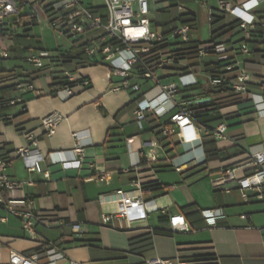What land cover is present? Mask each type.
Here are the masks:
<instances>
[{"label": "crops", "instance_id": "crops-1", "mask_svg": "<svg viewBox=\"0 0 264 264\" xmlns=\"http://www.w3.org/2000/svg\"><path fill=\"white\" fill-rule=\"evenodd\" d=\"M91 1L100 13H106L104 1ZM163 2L156 12L164 13L165 20L154 21L156 27L168 26L164 31L172 28L181 13L173 15L170 10L186 2L193 12L188 15L195 18L192 34L201 42L212 40L210 21L209 38L198 36L199 15L192 6H196V0ZM263 3L257 8V26L264 25ZM225 16L226 21L234 18ZM168 21L174 22L158 26ZM256 28L249 39L250 53H239L236 60L255 76L249 89L264 95V87H254L264 84V33ZM20 29L11 34L15 36ZM243 38L236 29L216 40L239 46ZM72 46L56 49L68 51ZM42 49L9 50L10 58L23 59L27 52ZM213 61L217 60L212 55L202 59L201 82L194 89L199 102L193 106V118L197 125L202 124V130L193 143L181 142L177 133L168 139L163 137V126L171 124L169 114L159 117L149 112L139 128L134 114L136 94L114 90L123 77L111 74L106 63L87 57L66 64L54 60L43 69L32 70L37 92L19 93L8 86L0 87V115L5 116L0 117V155L8 161L10 177L30 182L24 185L23 194L46 220L36 238L25 234L20 218L9 215L8 221L0 220V264H8L12 251H39L46 264H68L70 259L82 264H150L148 260L154 257L170 259L173 264H264V199L253 192L244 199L236 182L217 187L212 183V177L224 167L237 166L238 176L253 172L252 155L264 151V111L228 87L208 85L205 66ZM14 68L28 69L23 64L10 69ZM64 72L88 77L90 86H74L75 94L67 96L58 91L56 82L60 79L54 76ZM174 75V70H168L162 77L170 79ZM136 80L148 98L158 94L152 81ZM19 97L20 101L11 104ZM54 112L62 118L49 134L41 121ZM224 120L230 123L228 138H217L215 129ZM204 140L214 142L215 157L207 159ZM154 141L162 142V147H153ZM28 146L37 147L45 156L42 167L50 172L49 177L28 171L25 161L17 157L16 152ZM77 146L82 147V154L74 152ZM149 154L157 160L149 161ZM74 156L82 159L81 164L65 166L64 162ZM177 166L182 169L177 171ZM103 174H107V182H97ZM136 181L140 188L135 186ZM119 189L152 200L146 217L130 229H119L121 222L117 219L108 225L102 221L104 213H115L118 206L101 203L100 195ZM205 210L215 211L213 224L208 222ZM5 213L0 211V215ZM175 213L185 216L190 230H169L170 215ZM69 223L84 225L85 233L75 235ZM43 240L50 244L42 246Z\"/></svg>", "mask_w": 264, "mask_h": 264}, {"label": "built area", "instance_id": "built-area-1", "mask_svg": "<svg viewBox=\"0 0 264 264\" xmlns=\"http://www.w3.org/2000/svg\"><path fill=\"white\" fill-rule=\"evenodd\" d=\"M106 13L97 10L91 0H0V37L11 34L21 27L36 23L46 22L47 25L71 40L73 46L81 48L89 60L104 62L110 68L111 74L122 76L119 84L113 86L114 90L126 89L136 94L134 99V114L136 124L142 128V122L147 113L151 112L159 117L170 115L169 122L163 126L162 135L168 139L177 133L181 142L193 143L200 138L202 124L194 121L193 108L199 102V94L193 89L200 84L199 75L202 74L201 62L203 58L215 56L220 68L217 72L208 71L206 82L212 88L228 87L233 91L247 97L254 102V106L264 111V95L256 94L249 89L254 75L244 69L238 60L237 54L250 53L249 39L253 35L259 18L257 8L262 0H243L235 3L232 0H218V8L208 6V19L212 22L216 14L231 15L240 20L239 27L244 35L243 40L236 45H228L225 41L209 40L199 41L192 34L189 23L180 20L169 30H161L155 26L151 3L165 0H103ZM199 4H208L206 0H196ZM178 11L182 14L193 12L183 3L177 4ZM27 11L26 15H21ZM242 13L246 14L243 15ZM23 16L27 18L23 19ZM172 38L175 42L172 43ZM59 54L58 50L42 49L27 52L23 60L32 65L36 70L45 68L48 62L54 61ZM10 52L5 47H0V87L8 86L19 92H37L34 73L30 69H7L3 62L11 59ZM174 70L173 80L164 82L163 72ZM237 71L233 77L227 72ZM59 78L69 81L64 86H59L58 91H63L67 96L75 94L73 87L88 88L90 79L85 76L76 77L74 74H54ZM136 78L152 81L159 92L153 98H148L141 84ZM262 78L264 79V73ZM258 98V100L256 99ZM21 98L11 100V104ZM61 114L54 112L42 118V125L49 134L55 131L61 120ZM173 125V126H171ZM230 123L224 120L215 129L217 138H228ZM191 133L188 138L185 133ZM197 133V134H196ZM75 136L78 133H74ZM129 142L133 138L128 139ZM153 147H162V142L154 141ZM82 147L74 149L76 154H82ZM17 157L25 161L28 171L42 172L50 176L48 170L42 167L45 156L37 147L28 146L16 152ZM149 161H156L153 154L148 155ZM82 159L75 156L64 162L67 167L79 166ZM253 172L245 176H238L237 166H228L217 171L212 177L214 186H222L236 182L246 200L249 192H253L259 199H264V151L252 155ZM8 161L0 155V215L2 222L8 221V216L13 215L22 221V228L27 236L36 238L39 234L38 227L45 225L46 220L41 212L32 208L31 201L23 194L25 184L30 182L16 180L7 173ZM181 167H176L180 171ZM107 174L96 178L97 182H107ZM135 186L140 188V182ZM101 203H115L118 210L115 213H104V225L110 224L113 219L121 222L119 229H130L136 221L146 217L151 201L144 200L135 195L134 191L116 190L112 193L101 194ZM27 208V209H24ZM205 216L210 224L214 223L215 211L205 210ZM169 230L173 233L190 230L189 223L181 213L170 215ZM75 235L85 233L86 228L80 223H69ZM50 244L43 240L42 246ZM150 264H173L170 259L159 257L150 258ZM8 264H46L41 257V252L34 251L30 254L12 251ZM68 264H82L80 260L70 259Z\"/></svg>", "mask_w": 264, "mask_h": 264}, {"label": "rangeland", "instance_id": "rangeland-1", "mask_svg": "<svg viewBox=\"0 0 264 264\" xmlns=\"http://www.w3.org/2000/svg\"><path fill=\"white\" fill-rule=\"evenodd\" d=\"M97 2L102 3L103 0H96ZM208 4H200L196 2V6H194L195 10L198 13V22L200 27V32L198 33V36L201 37L203 40H206L210 36V22L208 19V6L211 8H218V0H206ZM165 2L161 3H151V8L153 9V18L158 23H161L165 20V14L156 12V10L160 9V7L164 6ZM185 6L190 7L189 4H186V2L183 3ZM264 8V3L261 6ZM105 8V7H104ZM106 9V8H105ZM171 13L173 15H176L179 13L177 7L172 8ZM27 11H22L21 15H26ZM27 18V16H23ZM172 23L169 24L171 26ZM162 29H168V26H164ZM12 33V32H11ZM15 35V34H14ZM16 35H25L24 37L20 38L21 42L27 45H31L33 48H45L48 50H55L58 46L66 47L71 44V40L67 37L60 35L59 33L54 32L53 29H51L46 22L43 23H36L27 27H21L20 31H18V34ZM172 43L175 42V39L172 38ZM17 40H15V37H13V34H3L0 38V47H7L10 48L12 45L15 44ZM40 41V42H38ZM252 49V45H251ZM13 55H15V52H13ZM15 64H23L26 68L30 70H36L32 65L26 63L23 59H9L5 62H3V65L5 68L10 69ZM174 78L170 79H164L163 81L166 82L168 80H173ZM196 121V120H195ZM44 225H40L38 227V231H40V227Z\"/></svg>", "mask_w": 264, "mask_h": 264}, {"label": "trees", "instance_id": "trees-1", "mask_svg": "<svg viewBox=\"0 0 264 264\" xmlns=\"http://www.w3.org/2000/svg\"><path fill=\"white\" fill-rule=\"evenodd\" d=\"M235 3H239L243 0H232ZM174 5H176L174 3ZM179 19L183 22V23H189L191 25V27H193V22L195 21L194 17H190L188 14H183L179 16ZM174 22V21H173ZM172 23V21H168L164 24H158V26H162V25H168ZM240 24V20L233 18L231 21H226V16L224 14H216L212 20V36L211 39L215 40L218 37H221L223 35L229 34L231 32H233L236 29H239V32H243L242 29H240L239 27ZM256 30L261 31L262 33H264V25H258ZM192 32V31H191ZM255 30H253V34H254ZM25 35H15L13 37H15V40H17L15 42V44L8 48V50L10 51H14V50H26V49H32L33 47L31 45H27L21 42L20 38L24 37ZM26 37V36H25ZM40 42V41H38ZM58 50L59 54L54 58V60L61 62L62 64H66L68 62H71V60L73 59H80V60H86V56L84 55L83 51L81 48H77L75 46H72L68 51H65L61 48L55 49ZM206 71H212V72H217L219 71L220 68V64L219 61H213V62H209L208 64H206ZM237 73V71H231V72H227V76L229 77H233L235 76ZM35 74V72H34ZM59 77H55V79H58ZM60 81L56 82L57 85L59 86H64L66 84L69 83V81L65 78H59ZM257 88H263L264 84H260L258 86H254ZM196 87H194L193 89H195ZM0 117H5L4 115H0ZM213 141H207L204 140V148H205V152L207 155V159H210L212 157H215L217 155V149L214 147L213 145ZM209 144L211 145L209 147ZM150 238V237H149Z\"/></svg>", "mask_w": 264, "mask_h": 264}, {"label": "bare ground", "instance_id": "bare-ground-1", "mask_svg": "<svg viewBox=\"0 0 264 264\" xmlns=\"http://www.w3.org/2000/svg\"><path fill=\"white\" fill-rule=\"evenodd\" d=\"M242 14L246 16V14H244V13H242Z\"/></svg>", "mask_w": 264, "mask_h": 264}]
</instances>
